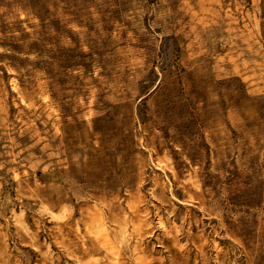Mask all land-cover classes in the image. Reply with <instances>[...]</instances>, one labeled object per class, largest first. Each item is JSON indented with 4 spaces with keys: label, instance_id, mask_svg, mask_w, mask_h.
<instances>
[{
    "label": "rangeland",
    "instance_id": "1",
    "mask_svg": "<svg viewBox=\"0 0 264 264\" xmlns=\"http://www.w3.org/2000/svg\"><path fill=\"white\" fill-rule=\"evenodd\" d=\"M0 264H264V0H0Z\"/></svg>",
    "mask_w": 264,
    "mask_h": 264
},
{
    "label": "bare ground",
    "instance_id": "2",
    "mask_svg": "<svg viewBox=\"0 0 264 264\" xmlns=\"http://www.w3.org/2000/svg\"><path fill=\"white\" fill-rule=\"evenodd\" d=\"M14 86V85H13Z\"/></svg>",
    "mask_w": 264,
    "mask_h": 264
}]
</instances>
